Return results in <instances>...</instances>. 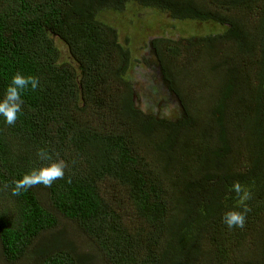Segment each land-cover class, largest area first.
Masks as SVG:
<instances>
[{"label": "trees", "instance_id": "trees-1", "mask_svg": "<svg viewBox=\"0 0 264 264\" xmlns=\"http://www.w3.org/2000/svg\"><path fill=\"white\" fill-rule=\"evenodd\" d=\"M141 63L176 118L139 103ZM18 71L40 87L0 118V264H264V0H0V96ZM39 149L65 177L13 196ZM234 182L242 229L221 219Z\"/></svg>", "mask_w": 264, "mask_h": 264}, {"label": "clouds", "instance_id": "clouds-1", "mask_svg": "<svg viewBox=\"0 0 264 264\" xmlns=\"http://www.w3.org/2000/svg\"><path fill=\"white\" fill-rule=\"evenodd\" d=\"M40 87V80L37 76L16 72L12 75L9 83L0 96V118L7 125H14L18 116L22 114L24 108L23 95L28 90H36ZM36 156L40 165L31 168L20 178L14 179L11 186V194L19 196L22 192L27 191L36 185L52 187L53 183L65 177V170L68 163L60 158L55 157L46 149H39ZM230 191L236 194L240 204L238 207H227L222 214V222L229 229L244 228L247 213L250 210L246 206V201L252 198L251 191L239 182H234L230 186Z\"/></svg>", "mask_w": 264, "mask_h": 264}, {"label": "rangeland", "instance_id": "rangeland-1", "mask_svg": "<svg viewBox=\"0 0 264 264\" xmlns=\"http://www.w3.org/2000/svg\"><path fill=\"white\" fill-rule=\"evenodd\" d=\"M127 14L128 15L126 16V18L123 19V23H129L127 30L133 35L135 39V45L137 44V46L140 47L138 49L139 57L147 55L150 60L154 59L153 54H149L152 53V47L146 45L151 36H141V39H139L140 36L138 35L139 31H142V26H144L143 21H150L149 19L154 17L153 12L148 10H141L140 12H136V10L132 7V9L127 12ZM130 18H132V21L128 20ZM158 20L161 21V24L166 25L168 31L172 30V22L167 14L163 15V17H158ZM195 24H197L200 28L199 22L196 21H188L184 26L187 29H190ZM177 34L178 33H176L174 36H176ZM141 66H133L132 70L130 71L132 79H135L138 82L140 90L143 93L142 98L139 100V103L143 105L148 104V108H150L151 110H155L166 116H172L173 118H176V115L179 114L176 112V110L181 106L179 105V103H177L176 96L166 91L164 87L163 77L160 75L158 67L145 69L142 63Z\"/></svg>", "mask_w": 264, "mask_h": 264}]
</instances>
